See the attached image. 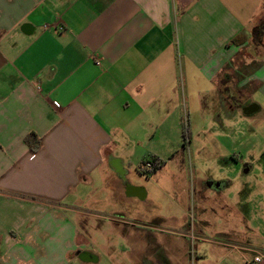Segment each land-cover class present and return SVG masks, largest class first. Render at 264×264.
I'll use <instances>...</instances> for the list:
<instances>
[{
	"label": "crops",
	"instance_id": "0c3cea01",
	"mask_svg": "<svg viewBox=\"0 0 264 264\" xmlns=\"http://www.w3.org/2000/svg\"><path fill=\"white\" fill-rule=\"evenodd\" d=\"M250 44L256 55L239 69L234 62ZM263 55L264 0H0V264H73L90 249L96 228L61 206L73 215L87 207L114 214L135 264L127 204L150 201L154 216L165 204L133 180L135 171L148 155L165 161L182 115L191 127L207 112L222 119L225 105L228 120L242 113L229 107L226 88L263 110L252 98L264 93ZM29 133L41 140L35 151ZM195 175L187 195L211 202L214 189L197 187L204 178ZM183 209L157 218L182 227ZM235 233L222 227L218 239L203 241L240 249ZM169 254L175 262L178 253ZM204 258L197 264L228 263Z\"/></svg>",
	"mask_w": 264,
	"mask_h": 264
},
{
	"label": "rangeland",
	"instance_id": "374dc122",
	"mask_svg": "<svg viewBox=\"0 0 264 264\" xmlns=\"http://www.w3.org/2000/svg\"><path fill=\"white\" fill-rule=\"evenodd\" d=\"M255 45L250 44L252 47H246L240 52L239 58L234 62L235 66L243 69L245 56L249 59L256 55ZM260 60H264V55ZM256 62L254 60L246 67L253 69ZM229 69L233 71L232 67ZM218 86L225 85L218 83ZM254 87L253 84H248L247 89L251 90ZM252 98L264 108V93L261 94L256 90ZM218 107L216 106V110ZM221 109L224 121L219 118L220 114L215 119L209 112L198 117L193 116L192 112L191 127L187 121V113L185 121L182 115L180 122L173 123L171 152L165 156L162 167L150 174L135 171L136 175L133 177L139 186L146 187L151 198L157 202L162 200L165 204L163 210L157 208L155 217L153 213L150 214V210L154 208V204L150 201L128 203V209L134 213H124L123 217L130 220L126 228L130 229L137 222L141 223L140 220L160 221L162 224H155L149 228V231L151 237L157 240L166 238L167 243H171V248L178 253L173 264H197V258L186 260L184 256L182 257L184 254L187 257V254L186 247L183 246L184 231L181 225L176 226L171 222L172 220L166 222L159 219L169 216L170 213L176 215L182 213L185 204L187 209L189 208V218L195 223L199 222L200 225L201 232L192 233V230L190 232L193 248L196 245V252L201 257H205L206 261L220 258L226 259L227 264H252L255 255L264 250V109L250 115L235 114L229 120L227 106ZM225 125L229 126L227 134L220 133L223 132ZM190 132L193 141L188 142ZM168 146L166 152H169ZM151 158L152 156L148 155L146 159ZM193 174L204 179L222 178L220 182L222 187L226 181L231 182V185L220 192L209 189L211 202H201L194 199V195L191 198L187 195L185 183L192 181ZM161 188L168 190L166 194ZM86 195L89 196L88 193ZM224 200L232 205L226 206ZM59 209L61 214L75 217V220L84 227L90 225L91 228H96V230L92 229L88 236L90 249L92 248L100 257L96 264H130L132 259L134 260L127 255L129 250L121 243L126 236L118 230L122 229V225L118 228L117 223L112 221L114 214L87 207L82 209L86 215L77 213L73 215L63 206ZM141 211H144V215ZM139 212L141 214H137ZM183 219L178 220L181 222ZM208 223L211 225L209 226ZM222 227L236 231L231 241L240 249L231 248L227 244L215 247L212 243H208L219 238L216 232ZM195 236L198 238H194ZM204 239L209 241H203ZM216 248H219V251ZM228 252L230 256L226 258ZM169 253L168 256L172 261L173 258ZM74 263H77V259Z\"/></svg>",
	"mask_w": 264,
	"mask_h": 264
},
{
	"label": "flooded vegetation",
	"instance_id": "af4514ba",
	"mask_svg": "<svg viewBox=\"0 0 264 264\" xmlns=\"http://www.w3.org/2000/svg\"><path fill=\"white\" fill-rule=\"evenodd\" d=\"M226 94H228L231 101H228L229 107L233 109H239L245 115V109H252L250 106L253 104L245 100L244 94L241 91H232L229 92V89L226 88ZM254 113V112H253ZM252 114V113H251ZM250 115V114H246ZM222 180H217L214 178H206L202 180L200 183L198 182L197 187H205L212 188L216 191V188L219 189L222 187L220 184ZM141 223L134 224L135 231L137 232V245L139 246L137 252L138 261L135 264H173L174 262L168 256V252H170L171 246L170 243H167V239H155L153 236L151 237V233L149 231L150 227L155 226V224H162L160 221L151 220H140ZM123 225L126 228L127 222H123ZM210 226L211 224L208 223ZM182 230L184 231L183 244L186 247V254L182 256L184 259H198L200 254L197 251V246L193 248V244L191 242V230L200 231L199 222H194L191 218H188L186 222L183 223ZM189 232V233H188ZM124 235L125 232L123 233ZM198 238V237H194ZM201 240V239H200ZM124 245V248L129 250V240L123 237L121 242ZM195 252H194V250ZM77 261L78 262H87L85 264H96L99 262V257L90 249L82 250L77 252ZM183 261V260H182ZM197 261V260H196ZM79 264V263H77Z\"/></svg>",
	"mask_w": 264,
	"mask_h": 264
},
{
	"label": "trees",
	"instance_id": "16d2710c",
	"mask_svg": "<svg viewBox=\"0 0 264 264\" xmlns=\"http://www.w3.org/2000/svg\"><path fill=\"white\" fill-rule=\"evenodd\" d=\"M25 141L34 151L39 149V147L41 145V140L35 133H29L25 137ZM146 161H150L153 164V167L147 171L140 169V171L142 173H146V174H150V173H153L154 171H157L160 167H162V165L165 162L164 160H162L156 156L152 157L151 159L145 160L144 162H146Z\"/></svg>",
	"mask_w": 264,
	"mask_h": 264
},
{
	"label": "built area",
	"instance_id": "2783aa9c",
	"mask_svg": "<svg viewBox=\"0 0 264 264\" xmlns=\"http://www.w3.org/2000/svg\"><path fill=\"white\" fill-rule=\"evenodd\" d=\"M152 167H153V164L150 161L142 162V164L140 165V169L144 171H147L151 169ZM263 258H264V254L258 253L255 255L254 261L256 263H260L263 260Z\"/></svg>",
	"mask_w": 264,
	"mask_h": 264
},
{
	"label": "water",
	"instance_id": "95a60500",
	"mask_svg": "<svg viewBox=\"0 0 264 264\" xmlns=\"http://www.w3.org/2000/svg\"><path fill=\"white\" fill-rule=\"evenodd\" d=\"M258 107H259V106H258L257 104L253 103V104L250 106V108H252V109H250V110L245 109L244 111H245L246 114H251V113L255 112L256 110H258Z\"/></svg>",
	"mask_w": 264,
	"mask_h": 264
}]
</instances>
